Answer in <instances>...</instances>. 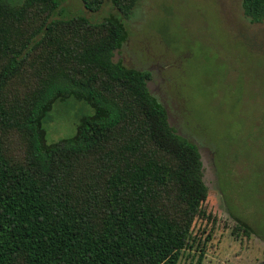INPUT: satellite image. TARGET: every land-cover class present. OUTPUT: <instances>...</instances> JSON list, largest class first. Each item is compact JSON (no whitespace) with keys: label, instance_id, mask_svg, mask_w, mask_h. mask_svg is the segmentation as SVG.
Returning a JSON list of instances; mask_svg holds the SVG:
<instances>
[{"label":"trees","instance_id":"16d2710c","mask_svg":"<svg viewBox=\"0 0 264 264\" xmlns=\"http://www.w3.org/2000/svg\"><path fill=\"white\" fill-rule=\"evenodd\" d=\"M81 2L118 14L98 25L67 17L62 0H0V128L30 144L16 161L0 137V264H178L208 199L199 148L171 127L148 88L151 74L112 61L138 0ZM242 7L264 23V0ZM27 73L23 99L10 101ZM71 97L95 115L72 139L48 145L43 119Z\"/></svg>","mask_w":264,"mask_h":264},{"label":"rangeland","instance_id":"374dc122","mask_svg":"<svg viewBox=\"0 0 264 264\" xmlns=\"http://www.w3.org/2000/svg\"><path fill=\"white\" fill-rule=\"evenodd\" d=\"M62 1L67 17L83 16L98 25L118 14L111 4L92 13L81 0ZM242 3L138 0L124 19L127 41L112 58L151 74L148 88L171 127L196 144L202 157L205 214L195 219L194 247L178 264H264V23H252ZM29 80L30 73L14 80L10 101L23 99ZM94 115L86 100H58L43 119L47 144L72 139ZM0 137L11 159L27 156L26 134L0 128Z\"/></svg>","mask_w":264,"mask_h":264}]
</instances>
